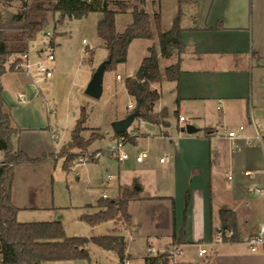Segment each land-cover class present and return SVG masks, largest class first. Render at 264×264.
Instances as JSON below:
<instances>
[{"label":"crops","instance_id":"1","mask_svg":"<svg viewBox=\"0 0 264 264\" xmlns=\"http://www.w3.org/2000/svg\"><path fill=\"white\" fill-rule=\"evenodd\" d=\"M122 1L128 8L118 13H129L131 20L123 30L117 29L120 32L133 22L136 5L132 6L130 0ZM152 1V7L149 0H145L142 7L150 14L160 11L164 30L172 28L175 17L181 11L184 50L180 54L175 51L170 57H164L157 33L153 38L133 39L127 60L116 66L114 81L103 84V94L99 99L90 96L92 101L89 102L86 119L87 127L104 132L101 140L114 134L112 124L131 112L129 104H136L135 97L126 87V78L137 72L143 59L149 55L150 48L154 47L159 53L163 77L151 85L161 93L153 111L158 113L166 108L169 125L138 119V124L131 125L127 130L131 134L130 141L125 145L129 159H117L115 173L108 174L112 178L106 177L107 183L114 180L113 192H107V198H119L124 187L138 188V196L128 201L131 220L126 223L119 216L92 226L82 219L83 214L100 210L98 201L104 190L94 203L79 199L76 204L61 208L76 213L77 223L88 226L89 237L106 234L124 236L127 241L124 264H148L147 257L161 255L173 246H176V252L171 264H264L263 254L252 252L244 242V238L258 232L264 222V196L248 192L249 186L264 183V0ZM131 6L133 8L129 9ZM101 41L103 51L99 55L93 46L90 48L83 41L84 52L89 55V78L108 57V49ZM56 45L55 40L53 46ZM33 49L32 57L36 60V49L39 48L34 46ZM179 57V82L169 80L165 69L175 64ZM15 59L8 60L7 71L1 76L5 111L11 115L12 126L17 129L12 138L19 141L16 148L32 158H41L51 150L46 152L39 142L31 143L28 136L38 130L52 128L44 114L41 115L35 106L30 107L36 105L37 77L42 74L35 69L30 74L16 67L9 69ZM118 75L122 78L118 79ZM41 79L40 84L47 86L43 76ZM22 93L25 95L23 100L20 98ZM178 95L180 101L176 102ZM179 115H184L186 121H180ZM187 124L194 125L197 130L187 132ZM147 125H156L161 137L169 142L158 137L159 133L143 130ZM241 125L244 129L240 132V148L231 151L226 133ZM53 134L57 133L53 132L51 138ZM57 151L52 153L56 154L54 158L59 159ZM141 151H148L149 156L137 162L134 156ZM163 156L166 159L160 162ZM100 157L91 161H98ZM48 160L45 158L37 163L24 162L16 166L11 200L18 208V219L23 210L55 211L54 200L47 202L40 199L26 205L17 204L14 200L19 166L48 163ZM87 162L64 167L76 171ZM245 170H251L252 174L245 175ZM230 171L233 172V179L228 178ZM223 208L236 213L237 240H219L222 231L220 211ZM61 221L67 235L77 236L74 230H69L70 224L64 219ZM96 245L93 242L87 245L91 255ZM203 248L206 251L201 253ZM108 251L105 249V252ZM114 253L116 255H112L111 264H119V256ZM91 258L89 263L79 259L43 264H108L102 257Z\"/></svg>","mask_w":264,"mask_h":264},{"label":"trees","instance_id":"2","mask_svg":"<svg viewBox=\"0 0 264 264\" xmlns=\"http://www.w3.org/2000/svg\"><path fill=\"white\" fill-rule=\"evenodd\" d=\"M23 9L11 15V20L18 24L20 30L15 38L22 47L16 49L20 54L29 50L30 43L36 40L38 34L47 28L49 24L48 11L58 13V22L66 18H83L91 12H102L103 16L97 24V34L104 41L108 49V57L111 63L106 70L113 69L118 63L127 60L130 43L135 38H153L157 33L160 52L164 57H170L175 51L179 54L184 50L181 27V11L175 17L173 26L164 30L161 13L157 11L150 15L144 8H133V22L127 25L123 32L116 28V14L125 12L128 5L122 0H21ZM143 4L145 0H140ZM48 3H51L48 6ZM6 20L0 4V152L3 161L0 162V254L2 264H43L49 261L60 260H91V253L87 247L93 242L104 249L112 250L119 256V264H124L126 257L127 241L122 235L106 234L97 236H69L61 220L21 222L18 219V208L11 200V187L15 168L18 164L29 162L37 163L46 158H32L25 151L15 147L12 136L17 132L12 126L11 115L5 111V100L1 76L7 71V62L13 50L9 49V38L4 29ZM19 58L9 69H14ZM181 58L166 67L165 75L169 80L179 82ZM159 67V53L150 48L137 72L126 78L128 92L136 99L132 111H137V119L150 123L169 125V116L166 108L156 113L154 104L161 98V93L152 88L154 82L162 80ZM179 88V84H178ZM180 101L178 95L176 102ZM131 111V112H132ZM82 116L77 121L71 132V139L63 149L84 147L93 143L98 136L85 139L81 134L85 129L83 123L87 117L83 109ZM178 111H176V114ZM128 134V131L124 132ZM103 138L104 135H100ZM99 138V139H100ZM62 152V151H61ZM68 161V159H66ZM137 187L122 188V194L117 199L103 198L98 201L100 210L93 214H83L82 219L95 226L107 220L121 217L129 223L131 216L128 212V201L138 196ZM188 201V197H187ZM222 231H233V235L226 241L238 239L236 213L232 209L223 208L220 211ZM171 251L166 250L158 256L147 257L148 264H171Z\"/></svg>","mask_w":264,"mask_h":264},{"label":"rangeland","instance_id":"3","mask_svg":"<svg viewBox=\"0 0 264 264\" xmlns=\"http://www.w3.org/2000/svg\"><path fill=\"white\" fill-rule=\"evenodd\" d=\"M52 1L54 2L55 0ZM130 2L133 4L132 6L136 4L135 6L143 8L140 0H130ZM0 4L6 20L4 32L9 38V49L13 50L9 59H15L19 57L16 49L22 46L15 39L20 30L14 28L18 24L11 20V15L23 9V2L21 0H0ZM149 4L152 7L153 1L149 0ZM50 5L51 3H48V6ZM132 6L129 9H132ZM153 14L152 12L150 15L153 16ZM47 15L49 18L47 28L38 34L36 40L31 42L29 47L31 55H34V46L41 48L44 45L42 42L49 39L46 32L48 30L52 32L51 39L53 43H55V40L57 42L56 47H54L55 59L48 62L53 69V75L46 79L43 75L38 74V98L35 100L36 105L32 104L30 107L32 109L35 106L41 115L44 114L49 122L47 124L51 125L52 128L42 131L38 130L35 132L36 134H29L28 139L31 143H41L46 152H49V150L51 152L46 155V158L49 159L48 163L19 166L14 189V200L20 205L40 201V199L47 202L54 200L56 204L54 212L41 209L23 210L19 214V221L34 222L64 219L67 224H70V231L74 230L73 232H76L75 234L79 236H89L88 226L77 223L76 213L62 209L61 206L76 204L79 199L94 203L102 190H107L106 192L108 193L113 192L112 183L114 180L110 181V183L106 181L108 174H114L117 168V159L113 158L107 150L110 142L109 135L111 134L106 135V138L101 140L100 135H104V132L98 128L87 127L85 121L83 123L85 129L81 134L85 139L98 136L96 140L84 147L63 148L66 145L65 143L70 141L71 132L77 120L82 116L83 109L86 117L89 114V102L92 101V98L87 94V85L91 77L89 78L88 73L89 55L84 52L83 39L88 40L90 47L93 46L98 55L103 51L100 46L102 41L97 35V24L102 18V14L100 12H92L86 17L66 18L62 22H58V13L48 11ZM130 16L129 13H117L116 28L123 30L125 24L131 20ZM115 69L116 67L105 71V85L114 81L115 73L117 72ZM41 76L47 81V86L45 87L40 84L42 81ZM93 111H96V109ZM175 116L176 114L173 115V117ZM137 124L138 119L133 122L131 127ZM111 128L109 125V130ZM143 130L159 133L156 125L144 126ZM53 132L57 133L56 139L51 138ZM158 137L164 140L160 133ZM164 141L169 142L166 138ZM12 142L16 146L19 141L17 138H12ZM91 145L93 149H102L103 156L98 161L88 160L89 162L76 171L66 169L71 163L78 164L77 159L82 153H88L90 156L95 155V152H90ZM54 150H58L56 153L59 159L54 158L56 155L52 153ZM1 161H3V155L0 152ZM122 220L124 221V219ZM92 252L93 255L91 256L99 259L102 257L108 264H111L113 260L112 255H116L112 250L105 252V249L98 245L92 248ZM108 254L111 256H106ZM86 263H89V261Z\"/></svg>","mask_w":264,"mask_h":264},{"label":"built area","instance_id":"4","mask_svg":"<svg viewBox=\"0 0 264 264\" xmlns=\"http://www.w3.org/2000/svg\"><path fill=\"white\" fill-rule=\"evenodd\" d=\"M46 35L49 37L48 40H44L42 43L44 44L41 48L36 49V52H38V59H34L31 55L30 50L22 53L19 55V59L16 62L15 67L22 72H25L26 74H30L33 69H35L37 72L41 73L44 78H50L53 75V69L48 64L49 61H52L55 59V52H54V46L53 41L51 39L52 32L47 31ZM86 43V46H89V43L87 39L83 40ZM92 48V46L90 47ZM88 52V51H86ZM118 79H121V75L117 76ZM20 98L23 100L25 98V95L22 93L20 95ZM135 105L129 104V109L132 111L134 109ZM180 121H186V117L184 115H179ZM244 129V126H240L238 129H231L226 133V138L229 141V147L231 151H236L240 148V142L239 139L241 137L240 132ZM53 139H56V134L52 135ZM131 134H125V133H114L110 137L109 146L107 148L108 152L111 154L112 157L119 159V160H127L130 157V154L125 150V145L130 141ZM248 144H251L250 140L246 141ZM90 152H95V155L90 156L88 153H82L79 155L78 164H82L87 162L88 160H93L97 157H100L102 154V149H93L92 145L90 146ZM149 156L148 151H141L137 154H135L134 159L137 162L144 161ZM166 159V156H163L160 158V162H164ZM264 172V170H263ZM245 175H251V170H245ZM112 178V175H108L107 179ZM229 179H233V172L230 171L228 175ZM248 192L254 193V194H262L264 196V183L263 185H251L248 187ZM102 197L107 198L108 194L106 191H103ZM233 235V231L227 230L225 232L221 231L219 233V240L220 241H226L224 238L228 237L230 238ZM245 244L249 247V249L252 252H258L260 251L263 254L264 259V222L261 223L258 232L248 235L244 238ZM153 252H155V249H152ZM171 259H173L174 254L176 252V246H173L171 249ZM206 251L205 248L201 249V253H204Z\"/></svg>","mask_w":264,"mask_h":264},{"label":"water","instance_id":"5","mask_svg":"<svg viewBox=\"0 0 264 264\" xmlns=\"http://www.w3.org/2000/svg\"><path fill=\"white\" fill-rule=\"evenodd\" d=\"M111 63V57H107L103 60L100 65L94 71L88 85H87V94L95 99H99L103 94V84H104V74L106 67ZM138 112L132 111L128 113L125 117L116 120L112 124V129L114 133H124L128 128L133 124L135 119H137ZM185 130L189 133L195 132L197 128L192 124H187Z\"/></svg>","mask_w":264,"mask_h":264}]
</instances>
